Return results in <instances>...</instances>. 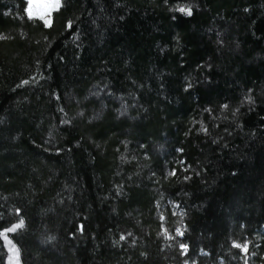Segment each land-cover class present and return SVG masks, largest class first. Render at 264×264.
<instances>
[{
  "label": "trees",
  "instance_id": "16d2710c",
  "mask_svg": "<svg viewBox=\"0 0 264 264\" xmlns=\"http://www.w3.org/2000/svg\"><path fill=\"white\" fill-rule=\"evenodd\" d=\"M27 8L0 0V233L21 264H264V0Z\"/></svg>",
  "mask_w": 264,
  "mask_h": 264
},
{
  "label": "rangeland",
  "instance_id": "374dc122",
  "mask_svg": "<svg viewBox=\"0 0 264 264\" xmlns=\"http://www.w3.org/2000/svg\"><path fill=\"white\" fill-rule=\"evenodd\" d=\"M62 0H59V6L61 5ZM31 7V12L32 15L31 17H37L42 19V20H48L51 21V15L52 13L57 10L59 7L55 6V0H28V8H27V13L28 9ZM6 235V234H5ZM6 245H7V250H8V259H7V264H13L12 261V256L13 253L10 251L12 247H15L17 252H18V259L15 261V264H21L20 262V255L17 247L12 243L10 238L7 236ZM8 241H11V244L8 243Z\"/></svg>",
  "mask_w": 264,
  "mask_h": 264
},
{
  "label": "snow or ice",
  "instance_id": "6c2138e0",
  "mask_svg": "<svg viewBox=\"0 0 264 264\" xmlns=\"http://www.w3.org/2000/svg\"><path fill=\"white\" fill-rule=\"evenodd\" d=\"M55 6L59 7V0H55ZM176 10L181 12V13H184L185 15H188V16L192 15L191 8L178 7ZM28 15L30 17L32 15L31 7H29V9H28ZM41 18L43 19V17H41ZM49 23H50V21L45 20V24H49ZM21 227H23V221L22 220H21V222L19 224L14 225L12 228L8 229L7 231L14 232V231H16L17 229H19ZM0 236H4V239L7 240V236L4 235V233H0ZM8 243L11 244V241H8ZM235 247H241V245L237 244V245H235ZM10 251L13 253V256H12L11 259L13 261V264H15V261L18 259V252H17L15 247H12L10 249ZM244 251H247V247L246 246H244Z\"/></svg>",
  "mask_w": 264,
  "mask_h": 264
}]
</instances>
